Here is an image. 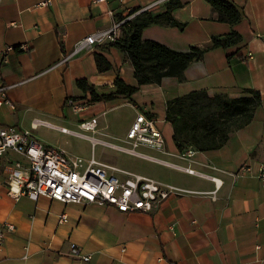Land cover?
Returning a JSON list of instances; mask_svg holds the SVG:
<instances>
[{
    "label": "crops",
    "instance_id": "0c3cea01",
    "mask_svg": "<svg viewBox=\"0 0 264 264\" xmlns=\"http://www.w3.org/2000/svg\"><path fill=\"white\" fill-rule=\"evenodd\" d=\"M167 1L0 0V84L8 85V101L0 104V126H16L46 145L60 147L44 140V124L37 121L57 130H79V120L95 115V135L119 142L135 114L143 111L155 119L164 145L138 149L196 171L191 174L154 161H148L154 169H133L187 192L168 196L150 213L121 212L95 202L12 196L7 171L11 162L24 158L10 151L0 158V227L10 223L14 228L0 245V264H264V184L256 176L264 161V0H229L241 14L235 23L217 20V11L206 0H179L172 15L182 28L150 23L141 31L143 39L177 51L206 45L212 36L233 31L240 40L206 50L188 63L181 77L140 84L131 98L91 101L77 113L65 104L68 96H89L77 85L78 79L99 92L113 90L116 77L137 84L132 64L111 41L63 58L80 39L111 28L119 15L151 3L156 4L148 10L163 12ZM119 34L120 28L115 38ZM9 45L13 49L7 50ZM94 53L102 54L110 67L99 71ZM247 88L260 94L251 119L232 129L219 147L196 149L190 158H181L172 125L165 119L167 100L196 90L234 98L246 94ZM120 106L128 114L112 126L104 113ZM243 164L246 169L241 171ZM60 213H66L65 221H59ZM70 243L90 258L72 256Z\"/></svg>",
    "mask_w": 264,
    "mask_h": 264
},
{
    "label": "built area",
    "instance_id": "2783aa9c",
    "mask_svg": "<svg viewBox=\"0 0 264 264\" xmlns=\"http://www.w3.org/2000/svg\"><path fill=\"white\" fill-rule=\"evenodd\" d=\"M155 4L151 3L147 7ZM121 22L122 20L117 21L109 29L97 30L80 39L75 43L72 52L66 54L63 60L80 49L114 40ZM6 48L10 50L13 49V46L9 45ZM7 86L0 84V104L8 101ZM65 104L74 113H77L88 108L91 102L86 98L78 99L75 96H68L65 99ZM37 122L53 126L45 121ZM97 124V116L93 115L79 120V130L62 126H57V128L62 132L88 139L92 149L96 145H102L191 174L196 173L189 166L178 165V163L169 162L138 149L140 145L157 149L163 148L164 145L163 135L156 126L155 119L143 111H138L135 114L125 137L119 142L96 136ZM10 151L18 153L24 158V160L11 162L7 171L8 193L14 197L26 194L32 199H37L39 195H45L63 202H95L100 205H111L121 212L150 213L157 210L168 196L187 192L171 183L101 161L94 156L93 152L89 158L67 155L63 148L46 145L27 130H21L16 126L2 125L0 126V158ZM195 151L193 147H185L179 150V156L187 159ZM245 169L246 165H241L240 170ZM256 176L264 184V161L259 163ZM58 218L62 222L67 219V215L60 213ZM13 228V224L10 223L1 225L0 245L6 233ZM69 251L72 256L81 257L84 260L90 258L89 255H82L75 243H70Z\"/></svg>",
    "mask_w": 264,
    "mask_h": 264
},
{
    "label": "trees",
    "instance_id": "16d2710c",
    "mask_svg": "<svg viewBox=\"0 0 264 264\" xmlns=\"http://www.w3.org/2000/svg\"><path fill=\"white\" fill-rule=\"evenodd\" d=\"M206 1L217 11L216 18L219 21L235 23L241 17L238 8L229 0ZM180 5L179 0H168L163 12L153 13L144 9L119 24L120 34L111 44L119 48L132 64L137 84H128L116 77L113 90L99 92L86 80L78 79L77 85L88 90L89 96L83 94L77 97L86 98L89 102L109 101L119 95L131 98L140 84L157 83L163 76L181 77L188 63L199 59L206 50L218 46L226 48L240 40V35L233 31L212 36L206 45H190L186 51H177L141 37L142 29L150 23L173 24L182 28L184 24L172 15L173 8ZM134 11L136 9L130 12ZM124 18L119 15L118 21ZM94 56L99 71L110 67L109 61L102 54L94 53ZM245 92L239 97L229 98L223 94L209 96L205 90H196L167 100L165 119L172 125L176 147L179 150L185 147L207 150L222 145L232 129L251 119L255 106L259 104V90L247 88Z\"/></svg>",
    "mask_w": 264,
    "mask_h": 264
},
{
    "label": "rangeland",
    "instance_id": "374dc122",
    "mask_svg": "<svg viewBox=\"0 0 264 264\" xmlns=\"http://www.w3.org/2000/svg\"><path fill=\"white\" fill-rule=\"evenodd\" d=\"M144 9L148 10L149 8L144 7ZM144 9H140L139 11L136 10L134 12L129 11L122 21L131 18L136 13ZM203 102H206V99H203ZM214 105L215 102H213V106ZM127 114L128 111L126 107L120 106L105 112L103 117L107 120V123H111L112 126H114L116 124L119 125L120 122L122 123ZM73 117L75 118V116ZM68 126L71 127V125ZM43 138L45 141H50L52 144H58L60 147H64L66 149V154L70 156L79 155L83 158H89L92 154L90 141L71 133H63L55 128H50L43 125ZM93 151L97 159L106 160L108 163L114 164L120 168L132 171L133 169H154L153 164L149 163L152 161L127 154L122 151L104 148L101 145H98Z\"/></svg>",
    "mask_w": 264,
    "mask_h": 264
}]
</instances>
